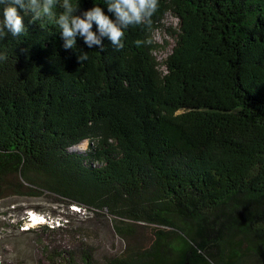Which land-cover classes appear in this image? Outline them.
Masks as SVG:
<instances>
[{
	"label": "trees",
	"instance_id": "16d2710c",
	"mask_svg": "<svg viewBox=\"0 0 264 264\" xmlns=\"http://www.w3.org/2000/svg\"><path fill=\"white\" fill-rule=\"evenodd\" d=\"M94 4L114 19L106 0H79L77 14ZM18 11L26 32L0 40V201L51 194L70 215L106 212L119 237L156 227L147 248L103 264H264V0H159L120 50L80 36L65 48L57 25ZM167 14L159 65L151 34ZM46 258L93 264L86 250Z\"/></svg>",
	"mask_w": 264,
	"mask_h": 264
},
{
	"label": "rangeland",
	"instance_id": "374dc122",
	"mask_svg": "<svg viewBox=\"0 0 264 264\" xmlns=\"http://www.w3.org/2000/svg\"><path fill=\"white\" fill-rule=\"evenodd\" d=\"M176 23V19L167 14L161 27L151 34V41L155 45L152 56L159 65L173 45V38L166 33V28L173 29ZM86 149L87 141H83L70 151L84 153ZM59 200L46 194L39 198L8 197L0 201V264H49L46 255L55 249L75 255L86 250L91 253L93 264H103L105 257L119 255L132 245L144 249L153 241L152 232L156 230L153 225L131 224L132 236L119 237L113 230L118 222L106 212L95 214L88 208L72 207L74 211L77 208L80 210L70 215ZM11 205H17V210L7 211ZM5 212L7 215H4ZM21 215L23 222L15 229ZM65 221H68L67 225ZM42 225L48 228L62 226V230L48 233L39 228ZM27 229L30 233H23Z\"/></svg>",
	"mask_w": 264,
	"mask_h": 264
},
{
	"label": "clouds",
	"instance_id": "9594fccd",
	"mask_svg": "<svg viewBox=\"0 0 264 264\" xmlns=\"http://www.w3.org/2000/svg\"><path fill=\"white\" fill-rule=\"evenodd\" d=\"M2 5V19H0V40L11 33L12 37H19L26 32L24 15L32 14L30 23L48 21L57 25L65 40V48L76 47V38L80 36L88 48L98 46L103 48L102 38H107L111 45L120 50L124 47V30L130 26H151L152 16L159 7V0H106L108 13L105 14L99 5L77 14L79 0L76 4L72 0H0ZM57 5L62 11L57 14L54 9ZM93 23L97 26L98 33L93 31ZM137 46L143 42L137 40ZM7 59L6 54H0V60ZM87 53L82 52L78 60L82 63L87 60Z\"/></svg>",
	"mask_w": 264,
	"mask_h": 264
},
{
	"label": "built area",
	"instance_id": "2783aa9c",
	"mask_svg": "<svg viewBox=\"0 0 264 264\" xmlns=\"http://www.w3.org/2000/svg\"><path fill=\"white\" fill-rule=\"evenodd\" d=\"M77 211L79 212L78 208H77Z\"/></svg>",
	"mask_w": 264,
	"mask_h": 264
}]
</instances>
